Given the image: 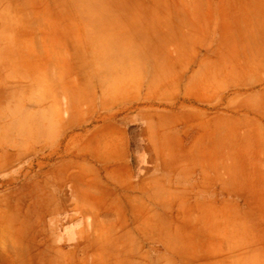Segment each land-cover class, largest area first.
<instances>
[{
	"label": "crops",
	"instance_id": "0c3cea01",
	"mask_svg": "<svg viewBox=\"0 0 264 264\" xmlns=\"http://www.w3.org/2000/svg\"><path fill=\"white\" fill-rule=\"evenodd\" d=\"M52 52L68 54L54 63L62 69L70 104L59 127L70 133L61 146L68 155L58 159L53 174L64 177L54 190L63 201L60 211L67 212L69 252L86 246L89 235L82 232L89 214L115 209L117 197L132 209L127 197L142 205L154 189V173L135 179L128 169L131 126L139 125L143 162L149 153L158 165H233L239 162L236 149H252V162L260 160L264 0H0V131L13 134L0 138V147H27L30 131L44 139L39 145L47 143L44 106L52 62L46 53ZM94 52L112 54L93 61ZM7 151L0 169L14 162V152ZM72 165L76 169L69 172ZM233 173L204 191L229 198L198 205V257H188V264L231 258L205 256L204 244L208 252L247 249L238 264L264 254L254 240L258 233L245 240L239 230L260 217L264 188L238 189ZM178 259L186 261L184 255Z\"/></svg>",
	"mask_w": 264,
	"mask_h": 264
},
{
	"label": "rangeland",
	"instance_id": "374dc122",
	"mask_svg": "<svg viewBox=\"0 0 264 264\" xmlns=\"http://www.w3.org/2000/svg\"><path fill=\"white\" fill-rule=\"evenodd\" d=\"M78 54L80 57V53ZM101 54L107 61L112 53L94 52L91 53V60H99ZM46 55L47 61L52 62L47 67V99L44 106L47 143L39 145L44 139H38L37 131H30L27 147H0V157L4 160L10 155L7 150L14 152V162L4 163L0 169V264H188V261L191 263L188 259L198 257L195 222L198 205L213 199L218 201L229 198L205 195L204 191L220 186L226 182V175L234 171L237 172V178L233 176L234 180H230L234 183L232 186L235 185L238 189L264 188V178L254 179L264 175V148L258 155L260 160L255 159L256 163L252 162V149H236L233 155L239 151V162L233 165H158L149 157L147 149V160H141L140 128L139 125H134L129 127L131 153L128 169L133 171L135 179L154 173V189L147 192L142 205L134 198L127 197L132 209L124 205L123 197H117L112 200L115 209L89 214V226L82 232L83 236L89 235L86 246L82 244L85 248L81 252L77 249L76 254L69 252L73 245H68L63 236L67 212L60 211L63 201L54 190L58 187L55 184L58 183L57 179L61 181L64 177L58 171L53 174V166H57L58 159L68 155L61 146L67 143L70 133L69 128L59 127L69 118L70 104L68 86L60 82L63 80L62 69L54 63L62 61L68 54L52 52ZM17 112L18 110L13 111L14 114ZM11 134L5 130L0 131V138L5 139ZM14 137L20 140L21 133L14 132ZM95 166L103 174L104 168ZM67 167L69 172L76 169L74 165ZM249 178L256 182L248 180ZM62 189V192H66L67 185ZM122 192L118 193L123 196ZM246 198L254 199L257 196ZM93 203L103 208L110 207L103 201ZM143 205H148L151 209L145 211ZM257 214L260 215L259 218L239 229L242 233L240 236L249 240L252 234L258 233L254 240L261 241L258 246L263 247L264 251V210ZM93 216L95 222L92 225ZM113 220L117 222L113 224ZM232 238L236 240L235 236ZM245 250L247 249L230 253L219 250L208 252L207 245L204 244L201 252L211 258L225 257L226 254L233 259H217L215 264H238L245 255ZM254 250L250 252L254 254ZM183 255L185 262L178 259ZM245 262L244 264H264V254Z\"/></svg>",
	"mask_w": 264,
	"mask_h": 264
}]
</instances>
